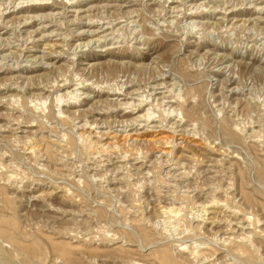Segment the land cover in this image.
Wrapping results in <instances>:
<instances>
[{
    "label": "rangeland",
    "instance_id": "374dc122",
    "mask_svg": "<svg viewBox=\"0 0 264 264\" xmlns=\"http://www.w3.org/2000/svg\"><path fill=\"white\" fill-rule=\"evenodd\" d=\"M0 264H264V0H0Z\"/></svg>",
    "mask_w": 264,
    "mask_h": 264
},
{
    "label": "bare ground",
    "instance_id": "6f19581e",
    "mask_svg": "<svg viewBox=\"0 0 264 264\" xmlns=\"http://www.w3.org/2000/svg\"><path fill=\"white\" fill-rule=\"evenodd\" d=\"M35 1V0H34ZM38 1H42V0H38ZM48 2V1H47ZM32 3V2H31ZM16 5V4H15ZM224 5V4H223ZM9 6V5H8ZM41 6V5H40ZM199 6V5H198ZM250 6V5H249ZM214 7V6H213ZM261 7V6H260ZM10 10V9H9ZM204 10V9H203ZM3 11V10H2ZM187 12V11H186ZM123 13V12H122ZM189 14V13H188ZM28 19H30V18H28ZM16 21V20H15ZM82 31V30H81ZM89 34V33H88ZM105 34V33H104ZM196 36V35H195ZM61 39V38H60ZM67 39V38H66ZM86 47V46H85ZM24 56V55H23ZM226 78V77H225ZM65 79V78H64ZM90 79V78H89ZM87 80V79H86ZM106 80V79H105ZM85 82V81H84ZM113 82V81H112ZM96 83H98V82H96ZM52 85V84H51ZM76 85V84H75ZM102 85V84H101ZM110 85V84H109ZM136 85H138V84H136ZM108 86V85H107ZM111 86V85H110ZM50 87V86H49ZM113 88V87H112ZM103 90V89H102ZM105 90V89H104ZM119 91V90H118ZM146 91V90H145ZM122 95H124V97L126 96V93L125 94H122ZM161 95V94H160ZM60 96V95H59ZM67 96V95H66ZM74 96V95H73ZM85 96V95H84ZM222 96V95H221ZM159 97V96H158ZM161 97V96H160ZM47 98V97H46ZM55 98V97H54ZM58 98H60V97H58ZM71 98V97H70ZM69 98V99H70ZM73 98H75V97H73ZM57 99V98H56ZM61 99V98H60ZM59 99V100H60ZM68 99V100H69ZM162 99V98H161ZM13 100V99H12ZM65 100H67V99H65ZM71 100V99H70ZM76 100V99H75ZM234 100V99H233ZM56 102V101H55ZM42 105V104H41ZM127 105V104H126ZM43 106V105H42ZM114 107V106H113ZM100 108V107H99ZM161 108V107H160ZM221 108V107H220ZM231 108V107H230ZM16 109V108H15ZM174 109V108H173ZM238 109V108H237ZM145 110V109H144ZM161 110V109H160ZM169 110V109H168ZM232 110V109H231ZM42 111V110H41ZM146 111H147V109H146ZM145 111V112H146ZM146 113H148V112H146ZM145 113V114H146ZM242 113V112H241ZM249 113V112H248ZM140 114V113H139ZM149 115V114H148ZM170 115V114H169ZM17 116V115H16ZM55 116V115H54ZM180 116V115H179ZM148 117H150V116H148ZM152 117V116H151ZM247 118V117H246ZM139 120H140V118H138ZM147 120H148V118H146ZM154 119V118H153ZM234 119V118H233ZM15 121V120H14ZM131 121H133V120H131ZM153 121V120H152ZM259 121V120H258ZM242 122V121H241ZM262 122V121H261ZM34 123V122H33ZM132 123V122H131ZM235 123H236V121H235ZM240 123V122H239ZM18 124V123H17ZM261 124V123H260ZM250 126V125H249ZM77 127V126H76ZM83 127V126H82ZM81 127V128H82ZM129 128V127H128ZM160 128V127H159ZM169 129V128H168ZM204 130V129H203ZM32 131V130H31ZM181 131V130H180ZM196 132H197V129H196ZM12 133V132H11ZM93 134V133H92ZM195 136V135H194ZM201 136V135H200ZM204 137V136H203ZM253 137V136H252ZM60 138V137H59ZM63 138V137H62ZM199 138V137H198ZM95 139V138H94ZM160 139V138H159ZM26 140V139H25ZM252 140H253V138H252ZM256 140V139H255ZM29 141V140H28ZM98 141V140H97ZM155 141V140H154ZM22 142V141H21ZM53 142V141H52ZM92 142V141H91ZM23 143H25V142H23ZM32 143V142H31ZM34 143V142H33ZM82 143V142H81ZM167 143V142H166ZM204 143V142H203ZM158 144V143H157ZM37 145V144H36ZM87 145V144H86ZM97 145V144H96ZM25 146V145H24ZM28 146V145H27ZM110 148V147H109ZM87 149H89V148H87ZM37 150V149H36ZM111 150V149H110ZM33 151V150H32ZM101 151V150H100ZM160 151V150H159ZM163 151V150H162ZM57 152V151H56ZM96 153V152H95ZM123 153V152H122ZM138 154H140V153H138ZM137 154V155H138ZM63 155V154H62ZM34 156V155H33ZM192 156V155H191ZM131 157V156H130ZM133 157V156H132ZM140 157V156H139ZM197 157V156H196ZM210 158V157H209ZM136 159V158H135ZM203 160V159H202ZM2 162V161H1ZM213 162V161H212ZM99 164V163H98ZM97 164V165H98ZM209 164V163H208ZM181 165V164H180ZM186 166V165H185ZM188 167V166H187ZM191 167V166H190ZM136 168V167H135ZM184 169V168H183ZM7 170V169H6ZM214 170V169H213ZM2 174V173H1ZM8 174V173H7ZM217 174V173H216ZM172 177V176H171ZM31 180V179H30ZM46 185V184H45ZM31 186V185H30ZM188 189V188H187ZM190 190V189H189ZM43 191V190H42ZM49 193V192H48ZM63 193V192H62ZM234 198V197H233ZM198 204V203H197ZM204 204H205V202H204ZM213 205V204H212ZM217 205V204H216ZM215 205V206H216ZM166 207V206H165ZM163 207V209L160 211L161 213H164V214H170V215H172V214H174V212H175V210H177L176 208H175V210L173 209V208H171V207ZM205 207L206 206H202L200 209H205ZM211 208H212V206H210ZM208 208V207H207ZM206 208V210L209 212V209H207ZM211 208H210V210H211ZM198 210V209H197ZM221 210V209H220ZM178 211V210H177ZM176 211V212H177ZM190 211V210H189ZM204 211V210H203ZM218 211V210H217ZM242 211V210H241ZM214 212V211H213ZM220 212H222V211H220ZM230 212V211H229ZM194 213V212H193ZM200 213V212H199ZM163 214V215H164ZM243 214H245V213H243ZM199 215V214H198ZM205 215V214H204ZM203 215V216H204ZM240 215V214H239ZM251 215V214H250ZM166 216H168V215H166ZM211 216V215H210ZM217 216V215H216ZM175 217V216H174ZM206 217V216H205ZM211 218V217H210ZM209 217L206 219V222H208L209 224L210 223H212V221H213V218H212V220L210 219ZM241 218V217H240ZM168 219V218H167ZM196 219H198V217L196 218ZM237 219V218H236ZM242 219V218H241ZM257 220V219H256ZM238 221V220H237ZM214 222V221H213ZM229 222V221H228ZM245 222V221H244ZM204 223V222H203ZM243 223V222H242ZM208 224V225H209ZM216 224H218V223H216ZM166 225V224H165ZM182 225V224H181ZM211 225V224H210ZM168 226V225H167ZM174 226V225H173ZM172 226V227H173ZM245 226H248V225H245ZM163 227H165V226H163ZM171 227V228H172ZM243 232H245V231H243ZM178 236V235H177ZM166 240V239H165ZM175 243V242H174ZM194 244V243H193ZM185 246V245H184ZM187 246V245H186ZM191 246V245H190ZM247 246V245H246ZM250 247V246H249ZM183 248V247H182ZM193 248V247H192ZM191 248V249H192ZM194 249V248H193ZM190 251V250H189ZM198 251V250H197ZM194 251L192 250V252H190V253H192V254H194L193 253ZM196 252V251H195ZM227 252V251H226ZM190 253H188V254H190ZM191 255V254H190ZM213 256V255H212ZM203 257V256H202ZM217 257V256H216ZM201 258V257H200ZM209 258V257H208ZM202 259V258H201ZM231 260V259H230ZM198 262V261H197ZM221 262V261H220Z\"/></svg>",
    "mask_w": 264,
    "mask_h": 264
}]
</instances>
